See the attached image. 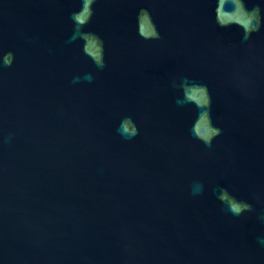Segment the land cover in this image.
<instances>
[{
    "label": "water",
    "instance_id": "water-1",
    "mask_svg": "<svg viewBox=\"0 0 264 264\" xmlns=\"http://www.w3.org/2000/svg\"><path fill=\"white\" fill-rule=\"evenodd\" d=\"M0 264H264V0H0Z\"/></svg>",
    "mask_w": 264,
    "mask_h": 264
}]
</instances>
